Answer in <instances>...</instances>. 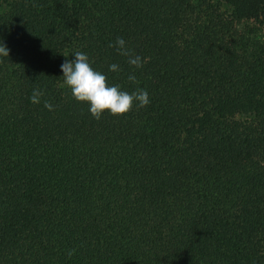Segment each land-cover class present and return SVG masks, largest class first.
<instances>
[{
    "label": "trees",
    "instance_id": "1",
    "mask_svg": "<svg viewBox=\"0 0 264 264\" xmlns=\"http://www.w3.org/2000/svg\"><path fill=\"white\" fill-rule=\"evenodd\" d=\"M0 42V264H264V0H0ZM77 51L150 103L93 119Z\"/></svg>",
    "mask_w": 264,
    "mask_h": 264
},
{
    "label": "clouds",
    "instance_id": "2",
    "mask_svg": "<svg viewBox=\"0 0 264 264\" xmlns=\"http://www.w3.org/2000/svg\"><path fill=\"white\" fill-rule=\"evenodd\" d=\"M108 46L115 48L118 55L126 57L127 63L134 70L143 67L144 60L139 55L133 54L122 37H118ZM71 55L74 59H66L60 65L63 86L70 89L71 96L76 102L88 104V111L93 119L100 120L106 111L112 116H126L134 106L142 109L150 103L149 95L144 89L136 88L129 93L121 90L119 84L109 85L108 77L92 68L86 53L77 51ZM0 56H9V49L2 42H0ZM108 71L117 73L121 68L118 64L112 63L108 66ZM127 80L132 84H139L133 73L128 75ZM43 95V90L33 89L30 96L31 103L39 104ZM43 106L48 111L54 110L53 105L47 100L44 101ZM75 251V249L68 250L67 256L71 258Z\"/></svg>",
    "mask_w": 264,
    "mask_h": 264
}]
</instances>
